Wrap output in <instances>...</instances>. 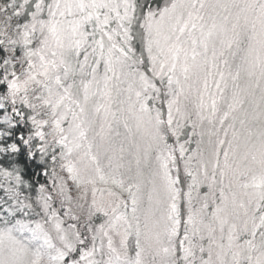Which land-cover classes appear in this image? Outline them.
<instances>
[{
    "label": "snow or ice",
    "instance_id": "snow-or-ice-1",
    "mask_svg": "<svg viewBox=\"0 0 264 264\" xmlns=\"http://www.w3.org/2000/svg\"><path fill=\"white\" fill-rule=\"evenodd\" d=\"M0 264H264V0H0Z\"/></svg>",
    "mask_w": 264,
    "mask_h": 264
}]
</instances>
